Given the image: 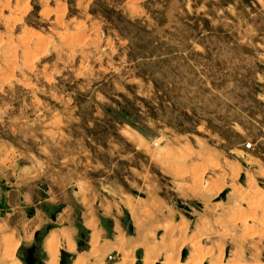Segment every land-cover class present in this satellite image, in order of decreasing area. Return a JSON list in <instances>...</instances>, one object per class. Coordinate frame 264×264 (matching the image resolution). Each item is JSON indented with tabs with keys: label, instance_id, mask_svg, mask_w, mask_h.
Listing matches in <instances>:
<instances>
[{
	"label": "rangeland",
	"instance_id": "374dc122",
	"mask_svg": "<svg viewBox=\"0 0 264 264\" xmlns=\"http://www.w3.org/2000/svg\"><path fill=\"white\" fill-rule=\"evenodd\" d=\"M52 215L105 264H264V0H0V251Z\"/></svg>",
	"mask_w": 264,
	"mask_h": 264
},
{
	"label": "crops",
	"instance_id": "0c3cea01",
	"mask_svg": "<svg viewBox=\"0 0 264 264\" xmlns=\"http://www.w3.org/2000/svg\"><path fill=\"white\" fill-rule=\"evenodd\" d=\"M50 219H51V224H53L54 226L46 228L47 235H45L44 237H41V234H40L41 232L39 230H36L33 232V242L31 244H28L24 248V256L22 260L23 264H27L24 261L25 252L30 249L34 250V253L32 256V259H33L32 264H50L52 261H55L56 264H65V263H62L61 252L72 255L71 257H69L71 261L67 264H75L77 260H80L81 264H95V263L105 264L104 256H106L107 253L111 251V249L114 247V243L113 244H109V243L98 244L97 242L98 231L96 230L97 222H94V221L86 222L85 217L84 216L82 217V220H81L82 225L85 226L86 228L88 227L91 228L90 229L91 231H90L89 241L83 242L82 244L79 245L77 244V238L75 237V234H76L75 228H73L70 224L66 227L58 228L56 226L58 221L55 219V216L52 215ZM53 233H54V236L57 238V240L55 241V244L53 245L54 249L57 248L56 252L58 253V255L56 253V256L54 257L55 259L50 255L49 249H48V240L50 239ZM63 233H65L68 236L69 241L71 242V245L73 246V249L69 248L67 240L63 238L62 236ZM15 239L17 240L18 238H15ZM6 240H10L11 242L13 241L12 237L7 238ZM5 244H6V241H4L3 245ZM85 245H87V247H84ZM4 250L2 249L0 251L1 252L0 260L1 258H3L2 256L4 255ZM125 262H128L130 264V262L126 260L121 261V263L119 264H124ZM112 264H116V263H112Z\"/></svg>",
	"mask_w": 264,
	"mask_h": 264
},
{
	"label": "bare ground",
	"instance_id": "6f19581e",
	"mask_svg": "<svg viewBox=\"0 0 264 264\" xmlns=\"http://www.w3.org/2000/svg\"><path fill=\"white\" fill-rule=\"evenodd\" d=\"M3 56V55H2ZM254 205V204H253ZM59 236V235H58ZM57 240V238L54 236V233L51 235L50 239L48 240V249H49V253L50 255L54 258L56 256V249H54V244H55V241ZM67 242H68V246L69 248H72V245H71V242L69 241L68 238H66ZM6 241V249L4 250V255L2 256L3 258H1V262L3 264H20L18 261H16V259L14 258V255H13V250L9 249L10 246H13L14 248V245H12V243L15 244V242H11L10 240H5ZM58 244V243H57ZM2 246V245H1ZM59 246V245H58ZM16 248V247H15ZM46 248V247H45ZM15 251V250H14ZM94 253V252H93ZM58 255V253H57ZM55 259V258H54ZM79 259V258H78ZM126 259V258H125ZM123 259V260H125ZM150 261V258H149V255H145L144 256V262L148 263ZM1 264V263H0ZM50 264H56L55 261H52ZM76 264H81V261L80 260H77ZM97 264V263H95Z\"/></svg>",
	"mask_w": 264,
	"mask_h": 264
},
{
	"label": "flooded vegetation",
	"instance_id": "af4514ba",
	"mask_svg": "<svg viewBox=\"0 0 264 264\" xmlns=\"http://www.w3.org/2000/svg\"><path fill=\"white\" fill-rule=\"evenodd\" d=\"M33 253H34L33 249H30V250L25 252V260H24L25 263H27V264L33 263V259H32Z\"/></svg>",
	"mask_w": 264,
	"mask_h": 264
}]
</instances>
